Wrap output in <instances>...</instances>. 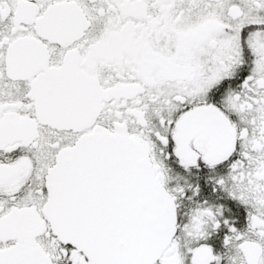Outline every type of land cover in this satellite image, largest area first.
<instances>
[{"label": "snow or ice", "instance_id": "snow-or-ice-1", "mask_svg": "<svg viewBox=\"0 0 264 264\" xmlns=\"http://www.w3.org/2000/svg\"><path fill=\"white\" fill-rule=\"evenodd\" d=\"M0 264H264V0H0Z\"/></svg>", "mask_w": 264, "mask_h": 264}]
</instances>
